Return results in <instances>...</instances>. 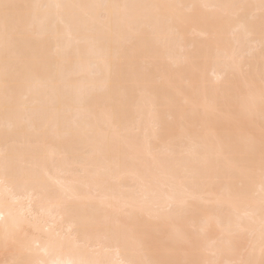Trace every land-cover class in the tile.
I'll list each match as a JSON object with an SVG mask.
<instances>
[{"label": "bare ground", "instance_id": "1", "mask_svg": "<svg viewBox=\"0 0 264 264\" xmlns=\"http://www.w3.org/2000/svg\"><path fill=\"white\" fill-rule=\"evenodd\" d=\"M0 264H264V0H3Z\"/></svg>", "mask_w": 264, "mask_h": 264}, {"label": "snow or ice", "instance_id": "2", "mask_svg": "<svg viewBox=\"0 0 264 264\" xmlns=\"http://www.w3.org/2000/svg\"><path fill=\"white\" fill-rule=\"evenodd\" d=\"M13 7H14V5H10L8 3H4L3 0H0V9H2L4 11L5 20H7V15H8L9 9H11Z\"/></svg>", "mask_w": 264, "mask_h": 264}]
</instances>
